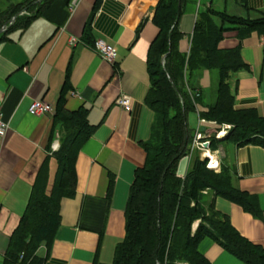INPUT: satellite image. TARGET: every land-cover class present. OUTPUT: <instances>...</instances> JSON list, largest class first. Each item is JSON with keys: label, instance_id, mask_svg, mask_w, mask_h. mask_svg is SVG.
<instances>
[{"label": "crops", "instance_id": "1", "mask_svg": "<svg viewBox=\"0 0 264 264\" xmlns=\"http://www.w3.org/2000/svg\"><path fill=\"white\" fill-rule=\"evenodd\" d=\"M23 1L0 0V10ZM159 1L81 0L72 8L70 0H55L28 25L10 30L7 26L1 32L6 37L0 41V112L10 128L0 140V264H7L12 234L26 212L47 156V190L53 189L58 170L53 153L63 135L57 120L62 94L68 112L86 108L94 130L77 154L76 193L61 202V225L45 264H114L115 248L125 236L130 189L137 168L145 164L143 144L149 140L155 120V112L146 102L151 88L147 61L158 34L154 16ZM210 3L187 0L184 4L179 22L184 34L179 44L182 52L189 54L199 11ZM248 4L249 10L241 0H216V7L239 16L257 18L264 11V0H248ZM27 12L22 11L21 17ZM73 37L77 38L74 44ZM87 37L113 44L115 62L105 60ZM239 42L237 32L229 31L220 46L232 48ZM241 42L248 68L231 79L235 107L254 108L264 117V30L252 31ZM207 73L205 70L198 79L202 98L190 127L193 134L200 130L210 139L216 128L204 124H217L199 115L215 99L212 87L201 86ZM122 96H130V111L117 103ZM35 99L50 103L54 112L31 114L29 106ZM208 153L219 161L220 168L230 169L235 188L257 198L262 214L256 216L221 196L216 198V209L227 214L243 236L264 247V146L224 142ZM196 155L206 157L202 150L183 157L178 165L180 176L186 175ZM199 249L214 264H246L210 237L201 241ZM46 253L45 246L38 250L39 255Z\"/></svg>", "mask_w": 264, "mask_h": 264}, {"label": "trees", "instance_id": "2", "mask_svg": "<svg viewBox=\"0 0 264 264\" xmlns=\"http://www.w3.org/2000/svg\"><path fill=\"white\" fill-rule=\"evenodd\" d=\"M55 0H24L0 10V29L26 26ZM71 1V0H70ZM187 0H160L154 22L158 34L148 55L151 88L147 104L155 112L151 135L143 144L145 164L137 168L125 209V236L114 251V264H214L199 249L210 237L246 264H264V247L243 236L227 214L216 209V198L225 197L246 211L261 215L257 198L234 187L228 167L219 171L207 159L194 156L184 177L178 173L180 160L189 155L194 134L189 113L197 111L202 96L199 77L205 70L217 71L215 99L199 111L201 118L231 128L225 137L212 135L211 146L231 142L239 146H264V117L254 108L237 109L231 79L248 68L241 44L254 30H264V11L257 18L229 13L216 7V0L200 10L192 34L189 54L180 50L183 31L180 17ZM248 10V0H241ZM28 14L21 17L22 11ZM14 22L11 23V21ZM229 31L237 32V46L222 48ZM90 31L86 34L89 35ZM6 34L0 33V41ZM89 44L90 41L87 37ZM61 95L57 120L63 135L53 155L58 162L53 189L47 190L49 156L41 165L32 187L26 212L12 234L7 264H45L61 225V202L76 193L77 154L94 127L84 106L68 112ZM196 221H200L196 230ZM45 246L47 253L39 255Z\"/></svg>", "mask_w": 264, "mask_h": 264}, {"label": "built area", "instance_id": "3", "mask_svg": "<svg viewBox=\"0 0 264 264\" xmlns=\"http://www.w3.org/2000/svg\"><path fill=\"white\" fill-rule=\"evenodd\" d=\"M81 0H71L72 8L75 7ZM77 41V38L73 37L71 42L74 44ZM94 49L107 61L115 62L117 51L113 44L107 42L104 39H97L93 43ZM117 103L122 106L125 110H131V98L130 96H122L118 98ZM29 112L31 114H45L54 112L53 106L41 99H35L29 106ZM9 121L5 120L4 115L0 112V140H4L9 132ZM231 128L230 124H223L221 128L217 131L216 136L222 137L226 135ZM211 140L206 138L205 135L199 130L194 134L193 142L190 147V152L188 156L194 155V153L198 150H202L206 157L203 159H207V166L212 169H218L220 167V163L217 159L212 156V153H208V150L211 148ZM59 146H56L55 150H57Z\"/></svg>", "mask_w": 264, "mask_h": 264}, {"label": "rangeland", "instance_id": "4", "mask_svg": "<svg viewBox=\"0 0 264 264\" xmlns=\"http://www.w3.org/2000/svg\"><path fill=\"white\" fill-rule=\"evenodd\" d=\"M208 72H210L211 75H210V73H207V75L205 77H203L202 82H201V86H203L204 88L212 87V89L215 90L216 84L218 81V73H217V71H210V70H208ZM196 119H197V116H196L195 112H191L189 115V123L191 126H193L195 124L194 122L196 121ZM204 125L209 127V128H213V127L217 128V125H213V124H204ZM219 168L216 170H219Z\"/></svg>", "mask_w": 264, "mask_h": 264}, {"label": "water", "instance_id": "5", "mask_svg": "<svg viewBox=\"0 0 264 264\" xmlns=\"http://www.w3.org/2000/svg\"><path fill=\"white\" fill-rule=\"evenodd\" d=\"M7 29V26H4L2 29H0V33L5 31Z\"/></svg>", "mask_w": 264, "mask_h": 264}]
</instances>
